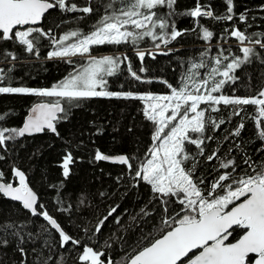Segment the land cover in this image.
<instances>
[{
	"label": "snow or ice",
	"instance_id": "6c2138e0",
	"mask_svg": "<svg viewBox=\"0 0 264 264\" xmlns=\"http://www.w3.org/2000/svg\"><path fill=\"white\" fill-rule=\"evenodd\" d=\"M176 2L177 0H84L81 6L70 0H0V45L12 42L22 46L29 54L36 51V44L41 37L50 38V30L45 31L39 26L49 10L58 8L61 13H83L85 16L101 10L103 12L87 33L74 30L66 32L58 40L51 37L53 50L47 53V59L60 58L73 64L72 57L87 56L86 63L79 70L69 72L51 87L13 86L14 78L10 73L15 70L13 62L18 60V56L7 48H0V65H10L0 66V94L56 98L50 102L35 103L21 127L0 126V150L9 151L8 142H15L25 135L32 136L47 131L59 137L57 123L66 121L71 109L79 107L82 100H140L144 105V118L153 125L152 144L147 149V159L134 166L132 160L138 158L124 154L111 157L98 149L94 159L97 162L110 161L127 166L130 178L137 181L132 186H138L139 181L149 185V203L158 201L155 206L161 208L159 224L152 232H143L142 229V235L131 245L121 237V248L128 246L131 251L121 256L120 260H114L104 251H97L88 244H83L82 239L67 233L46 210L45 205L38 202L37 194L26 182V173L13 166L12 177L18 184L14 186L13 182L5 180V174L0 171V194L13 202H19L31 217H40L46 224H41L38 232L25 231L27 225L12 219L11 209L5 211L0 208V216L3 217L0 219V249H7L14 242L13 251L25 258L28 256L25 245L32 244L31 252L37 253L35 245L42 242L47 253H44L42 247L37 254L38 264H66L69 254H74L73 258L78 264H264V157L254 161L241 148V144L236 143L235 148L242 152V162L247 165L246 168L237 172L235 158H219V149H216L206 160H218V168L214 170L225 171L219 172L206 187H201L206 184L205 176H196L200 163L198 157L205 154L202 145L206 140L215 138L206 135L207 129L211 127L215 132L226 122L223 116L216 119L210 115L219 113L221 109L218 106L221 104L226 108L232 106L227 121L229 123L233 116H239L245 111L239 106H255V114L250 118L255 121L256 139L261 141L256 152H264V70L260 73V84L254 95H236L235 89L232 95L224 94L223 91L226 85H234L240 81V76L236 73L242 66L251 65L254 60L264 65V39L261 38L264 33L249 35L246 30L241 31L236 27L225 29L224 42L235 39L242 55L233 54L230 48L221 46L217 55L208 60V49L202 50L198 61L187 62L186 73L182 74L177 86L160 81L170 89L169 94L163 95L108 90L106 77L116 75L124 62H127L131 79L141 83L152 81L145 80L138 74L130 58L123 53L102 56L91 54L94 46L130 45L141 61L139 73H145V56L150 55L155 59L157 53L141 50L138 47L140 42L150 38L155 48L161 49V43L157 41L167 47L187 31L177 29L172 21L173 16L179 14L194 18L199 26L198 38L207 43L213 38V32L200 25L196 18L206 17L222 22L232 21L236 15L234 0H223L226 9L222 15H216L210 5L202 4L200 0H196L194 8L177 13L174 8ZM94 4L96 7H93ZM160 9H167V12L161 13ZM248 11L246 9L239 14L241 23H247ZM260 11H264V5L260 6ZM191 31L197 29L193 28ZM71 38H75V42L66 43ZM172 51L174 50L168 49L158 54L169 55ZM201 69L205 72L201 73ZM61 101H65V104L62 105ZM201 105L205 107L201 108ZM7 115L8 113L0 114V121ZM244 127L242 118L224 139L240 137ZM249 142L255 143V140ZM186 145H195L198 151L190 153ZM232 151L233 148L230 147L229 153ZM4 159L5 156L0 154V161ZM73 159L70 151L63 157L61 167L65 179L70 175L69 165ZM189 162L190 167L187 166ZM120 179L117 177V182ZM60 187L62 185L57 187V191ZM99 195L104 197L106 193L100 192ZM56 203L60 211L70 213L71 205L64 208V202L59 197ZM80 203H84L83 194ZM175 204L181 207L176 209ZM116 211L115 207L110 208L108 215L98 220L95 233L101 231L105 221ZM137 215L147 218L153 212L145 205ZM132 220L135 221L136 217H132ZM116 223H120L118 217ZM236 228L241 233L233 242L230 237ZM51 230L58 234L55 244L58 249H64V252H59L52 242L44 238L45 234L52 236ZM85 231L87 232L86 228ZM103 247L111 248L112 245L105 241ZM77 249H80L78 253ZM7 257V252H0V264H6ZM12 264H25V260H13Z\"/></svg>",
	"mask_w": 264,
	"mask_h": 264
},
{
	"label": "trees",
	"instance_id": "16d2710c",
	"mask_svg": "<svg viewBox=\"0 0 264 264\" xmlns=\"http://www.w3.org/2000/svg\"><path fill=\"white\" fill-rule=\"evenodd\" d=\"M78 5L83 6L84 0H70ZM202 4H208L216 15H222L225 12L226 5L223 0H200ZM196 0H177L174 5L177 13H182L195 7ZM264 5V0H234L235 17L232 21L217 22L210 18L199 17V24L213 32V38L209 42H205L198 38L199 26L194 22V18L184 15H175L172 21L178 30H187L185 34L178 37L175 41H171L167 47L161 43V49H156L150 38H145L140 42L138 47L141 50H150L155 55V59L150 55L145 56L143 66L147 69L145 73H139L141 61L136 55L135 50L130 45L121 44L119 46L102 45L94 46L91 54L100 56L111 53H123L130 58L131 64L138 74L151 83H141L130 78L127 71V62L121 64V70L114 76L107 77V89L113 92L131 91L137 94H169L170 89L166 84L160 81H167L168 84L177 86L182 78V74L186 73L187 62L189 60H197L199 53L208 49V57L217 55L218 50L230 48L233 54L239 53L238 43L235 39H229L224 42L225 29L231 30L233 27L239 28L241 31L252 33H264V11H260V6ZM93 7H96L94 4ZM247 12V23L239 21V14ZM161 13H166L167 9H160ZM102 10L89 16L83 13H61L60 10L52 9L49 11L41 24L39 25L45 31L50 30V38L41 37L36 44V51L29 54L24 51L23 47L12 42H5L0 48H7L18 56V60L13 62L15 70L10 73L13 79V86H27L32 88H47L54 83L59 82L69 72L79 70L86 63L85 60L73 58V64L66 63L64 59H47V53L52 48L51 37L57 40L66 32L79 30L87 33L91 30L92 24L102 15ZM82 17V19H77ZM250 25V26H249ZM196 28L197 31H191ZM158 31V29H157ZM264 39V37H261ZM75 42V38H71L66 43ZM166 48V49H164ZM173 49L169 55L158 54L160 51H168ZM38 53V54H37ZM8 67L10 65H0ZM264 70V65H260L259 61H253L251 65L242 66L237 70L240 81L234 85H226L224 94L232 95L233 89L235 94L240 96L254 95L257 86L260 84V73ZM201 73L205 70L201 69ZM219 79V77H217ZM37 102L43 101L40 97L25 96L17 94H0V114L8 113L0 126L20 127L28 109ZM62 105L65 101H61ZM79 107H73L68 119L57 123L56 127L59 137L45 131L42 134L33 136H24L18 138L15 142H8L9 151L0 154L5 159L0 161V171L5 176L4 179L14 183L11 168L18 167L26 173V180L32 190L37 194L38 202L44 204L46 210L54 216L64 230L70 235L82 239L83 244H88L97 251H104L106 255L111 256L114 260H120L121 256L131 251V247L125 246L121 248L123 240H127L129 245L134 244L136 239L143 232H152L155 226L159 224V213L161 208L158 201L149 203L151 198L150 186L143 181L137 184L130 178L127 166L120 164H111L103 161H95V151L98 149L108 156L127 155L138 159H133L134 166H138L139 162L147 159L146 152L151 146V134L153 125L143 116V102L134 99H116V98H91L79 102ZM205 105H201L204 108ZM221 111L219 113H210L216 119L220 116L225 118V123L218 130L213 132L212 128L207 129L206 135L214 136L211 141H205L202 145L205 149L204 156L198 157L200 161L196 171V176L203 174L206 178V187L219 174L225 171L220 169L219 172L214 169L218 168L219 161L214 159L207 161L206 157L213 150L219 149L217 156L219 158H235L237 164V172L246 168L247 165L242 162V152L235 148L236 143L241 144V148L246 150L254 161H259L264 157V152L257 154L256 149L260 147L261 141L256 139L255 121L250 118L255 114V106H239L244 108L239 116H233L231 122L228 121L229 112L232 106L226 108L223 104L218 106ZM208 113H206L207 115ZM244 119L245 127L240 137H224L235 129L241 119ZM131 129V131H129ZM255 140V143L249 141ZM233 151L229 153V148ZM190 153H196L198 150L195 145H186ZM73 155V162L69 165L70 175L67 179L63 176L61 167L63 157L67 152ZM187 166H191V162ZM231 171V169H227ZM251 171V170H249ZM117 177L121 179L117 182ZM60 187L57 191V187ZM100 192L106 195L101 197ZM81 194L84 196V203H80ZM64 203L63 207L67 208L71 205V211L62 212L56 203L57 198ZM147 205L149 211L153 212L152 216L142 218L137 214L140 209ZM116 208V213L105 221L99 233H95V225L98 220L108 215L110 208ZM174 207L179 209L181 206L175 204ZM0 208L5 211L11 209L13 212L12 219L18 223L27 225L25 231L38 232L40 225L46 224L40 217H31L30 213L24 210L19 204L10 202L0 195ZM120 223H116V218ZM132 217H136L133 221ZM3 217L0 216V219ZM145 220L148 222L146 223ZM87 229V232L85 231ZM52 231V236L45 234L44 238L48 239L58 249L55 240L58 234ZM95 233V235H94ZM241 230L236 228L231 241H235L239 237ZM151 239V237L149 238ZM108 241L112 245L111 248H104L103 244ZM148 241H144L147 243ZM15 244H11L7 249H0V252H7L6 264H12V261L25 260V264H38L37 254L43 247L42 242H38L35 247L37 253L31 252L32 244H27L28 256L22 258L18 252H14ZM46 254L47 248L43 247ZM64 252V249H58ZM80 249H77L78 253ZM74 254H69L66 264H78L73 258ZM252 259V257H250Z\"/></svg>",
	"mask_w": 264,
	"mask_h": 264
},
{
	"label": "water",
	"instance_id": "95a60500",
	"mask_svg": "<svg viewBox=\"0 0 264 264\" xmlns=\"http://www.w3.org/2000/svg\"><path fill=\"white\" fill-rule=\"evenodd\" d=\"M52 10V9H51ZM51 10H49V11H51ZM47 14V13H46ZM45 14V15H46ZM33 106V105H32ZM31 106V107H32ZM31 107L28 109V111H27V114H26V116L24 117V119H23V122H22V124H21V126L23 125V123H24V120L26 119V117H27V115H28V113H29V110L31 109ZM20 126V127H21ZM50 133V132H49ZM42 134V133H41ZM52 134V133H51ZM34 135H38V134H34ZM25 136H28V135H25ZM33 136V135H32ZM111 157H115V156H111ZM103 162H106V163H111V164H118V163H112V162H110V161H103ZM26 182H27V180H26ZM14 186H17V184H18V181H16V180H14ZM1 196H2V194H0ZM3 197V196H2ZM4 198V197H3ZM6 200H8V201H10V202H13V201H11L10 199H7V198H5ZM13 203H16V204H19V202H13ZM20 205V204H19ZM21 206V205H20ZM22 207V206H21ZM234 242V241H233ZM251 257V256H250Z\"/></svg>",
	"mask_w": 264,
	"mask_h": 264
},
{
	"label": "rangeland",
	"instance_id": "374dc122",
	"mask_svg": "<svg viewBox=\"0 0 264 264\" xmlns=\"http://www.w3.org/2000/svg\"><path fill=\"white\" fill-rule=\"evenodd\" d=\"M164 49H166V48H164ZM114 53H111V54H104V55H113ZM93 55V54H92ZM96 56V55H95ZM100 56H102V55H100ZM73 58H76V59H78V60H87V56H85V57H80L79 55H77V56H75V57H72L71 59H73ZM56 59H60V58H56ZM107 78V77H106ZM56 98H42V100L43 101H48V102H50V101H54Z\"/></svg>",
	"mask_w": 264,
	"mask_h": 264
}]
</instances>
